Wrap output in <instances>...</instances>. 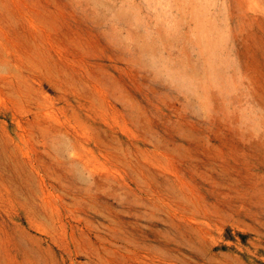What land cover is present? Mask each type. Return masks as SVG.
I'll use <instances>...</instances> for the list:
<instances>
[{
    "label": "rangeland",
    "instance_id": "rangeland-1",
    "mask_svg": "<svg viewBox=\"0 0 264 264\" xmlns=\"http://www.w3.org/2000/svg\"><path fill=\"white\" fill-rule=\"evenodd\" d=\"M0 264H264V0H0Z\"/></svg>",
    "mask_w": 264,
    "mask_h": 264
}]
</instances>
